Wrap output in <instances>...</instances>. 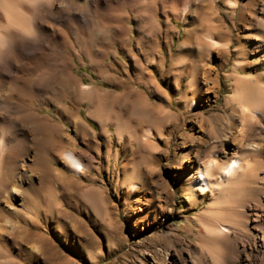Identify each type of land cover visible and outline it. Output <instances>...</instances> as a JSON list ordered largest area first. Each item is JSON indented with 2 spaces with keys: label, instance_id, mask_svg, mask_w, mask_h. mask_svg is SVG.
Instances as JSON below:
<instances>
[{
  "label": "rangeland",
  "instance_id": "374dc122",
  "mask_svg": "<svg viewBox=\"0 0 264 264\" xmlns=\"http://www.w3.org/2000/svg\"><path fill=\"white\" fill-rule=\"evenodd\" d=\"M77 3L46 19L53 27L38 42L21 35L30 49L0 95L3 152L17 153L26 170L18 183V175L9 179L15 163L2 156L0 264H140L138 257L163 264L174 256L196 264L199 244L214 242L195 218L211 201L198 190L197 172L213 155L230 163L234 145L262 143L254 158L264 176V119L251 124L237 101L225 102L238 78L264 83V0ZM216 24L224 33L213 32L211 47L202 35ZM64 149L85 165L80 174L61 163ZM49 170L61 180L51 181ZM13 183L18 192L6 199L2 184ZM247 186L236 232L257 235L264 208L256 213L254 201L264 203V179ZM221 241L224 264H264L258 240L254 251L232 234Z\"/></svg>",
  "mask_w": 264,
  "mask_h": 264
},
{
  "label": "bare ground",
  "instance_id": "6f19581e",
  "mask_svg": "<svg viewBox=\"0 0 264 264\" xmlns=\"http://www.w3.org/2000/svg\"><path fill=\"white\" fill-rule=\"evenodd\" d=\"M78 1L79 0H13L12 2L10 0H0V9H2V13H0V95L2 94V90H4L3 88L7 84L6 76H9L13 65L22 53L30 49L27 42L19 40V38L22 37L21 35L25 34L27 36H33V39L30 41L38 42V39H42L48 35L50 32L49 29L53 27L46 19H58L63 12L73 9L78 4ZM229 3L231 6H235V2ZM183 4L184 3H182V5ZM188 8L189 3L186 2L182 6V12H186ZM212 14H214V12H212ZM203 19L204 22H207L205 21L206 17ZM214 31H216L215 33L218 35L223 36L224 32L217 24L214 26H208L202 35L203 41L211 47L216 46L218 43L216 39H214ZM34 36L36 39H34ZM191 39L192 36L186 35L184 43L191 41ZM224 48L227 49L228 45L225 44ZM240 56V52L237 51V58ZM241 62L242 64L244 63V61L241 60L240 62H234V64L239 66ZM253 79L255 78L253 77ZM235 81V90L233 94L225 99V102L228 103L232 100L237 101L239 105H241L240 109L242 120L251 122V124L255 123L258 119H264V83H258L259 81L252 82V78L249 76L245 78H238ZM193 104L194 102L192 101L190 106ZM260 130L264 133V123L261 124ZM73 133H77V131L74 129ZM149 135L150 130L146 129L144 136L149 137ZM260 145L257 143H251L248 147L246 146V148H240V146L238 147L237 145H234L231 157L228 158L229 161H231L230 163L226 162L223 165H219L213 155V158L209 157L204 166L197 172L198 190L200 193L208 191L211 201L207 207L208 210H205L208 213L203 216V213L206 212H199L195 218L200 221L201 227H203L202 237L209 238V242L214 241L218 244L213 245L214 242L209 246L204 244V247H207V249L199 244L200 248L198 250V257L194 261L196 264H203L205 257H209L212 262L211 264H224L225 249L223 248L224 245L221 239L227 238L229 234L237 236L238 240L240 239L242 244L244 242L248 243L250 245V251H254L253 249L257 248V240L260 243L259 245L264 247V220L261 221V219L264 218V214L261 213V215L258 213L264 208V203H262L261 200L256 198L254 201V210L258 213L256 218L259 219L256 225L259 229H257L259 233H257V235H251L249 233L243 234L241 231H239V234L236 232L238 229L240 230L244 228L243 225L245 222L243 216L245 214H243L241 210H237L240 207L238 204L241 200L240 197L247 193V185L251 180L258 182L261 178L264 179V176L260 177L257 173V168L261 163L254 158L259 152ZM16 155L17 153L14 154L10 150L3 152L2 143L0 141V166L2 163V156L3 162H5L8 167L14 162V168L9 170L10 173L5 175H8L9 179L11 177L15 178L18 175V177L15 178V181L18 183L19 175H25L26 170L22 167L25 160L21 159V164H19L17 162L18 159ZM59 158L62 164L68 166L76 174H80L85 168V165L79 156L71 149L62 150ZM189 172H191V170L185 171L186 174ZM60 177L61 175L58 172L54 173L49 170V178L51 181L57 183ZM4 186L5 184H2V194L6 197V199L8 197H14L18 192V184L13 183L10 188H6V186ZM128 188L129 191L134 192L138 190L139 185L136 181L132 180L129 182ZM192 190L195 191V189ZM192 190H190L191 193ZM261 190L262 188L260 187L253 188L255 195H259L258 193ZM150 200L152 199L150 198ZM199 200L200 198L198 201ZM151 204L156 208L159 206V204L154 202H151ZM6 207L9 206L6 205ZM206 220L208 221L206 222ZM243 220L244 222L241 223L240 221ZM238 222H240V224H238ZM210 239L212 241H210ZM244 248L245 246H242V249ZM228 251L229 250L226 252ZM150 256L152 255L150 254ZM141 258H137L140 264L142 263ZM163 264L185 263L178 260L174 256L169 260V262H164Z\"/></svg>",
  "mask_w": 264,
  "mask_h": 264
}]
</instances>
